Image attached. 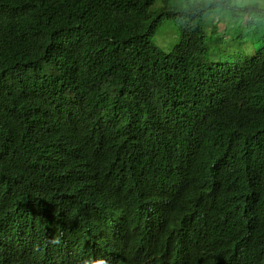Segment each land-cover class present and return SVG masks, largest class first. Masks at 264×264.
<instances>
[{
	"label": "trees",
	"instance_id": "1",
	"mask_svg": "<svg viewBox=\"0 0 264 264\" xmlns=\"http://www.w3.org/2000/svg\"><path fill=\"white\" fill-rule=\"evenodd\" d=\"M155 1L0 0V264L218 263L230 217L226 256L254 232L264 264V31L244 61H210L229 24L205 18L222 5L250 32L255 8ZM148 179L167 185L152 207Z\"/></svg>",
	"mask_w": 264,
	"mask_h": 264
},
{
	"label": "rangeland",
	"instance_id": "2",
	"mask_svg": "<svg viewBox=\"0 0 264 264\" xmlns=\"http://www.w3.org/2000/svg\"><path fill=\"white\" fill-rule=\"evenodd\" d=\"M206 0H167L166 3L173 9H189L193 4ZM164 0H156L153 8L162 6ZM254 4L255 11L249 14V19H255L258 24L257 29H251L250 32L244 27L243 23L248 17H244L239 29H235L234 23L229 22L223 17L225 8L219 5L206 12L205 18L206 32L210 34L213 30L212 25L218 21H225L229 24L227 32L214 31L208 37L207 59L210 61H244L247 57L254 55L256 49L261 46L259 34L264 31V3L261 0H230V8H239L245 6L250 8ZM241 15L237 14L236 21H240ZM249 32V33H248ZM179 39V24L171 18H165L153 37L154 43L163 51L169 52Z\"/></svg>",
	"mask_w": 264,
	"mask_h": 264
},
{
	"label": "clouds",
	"instance_id": "3",
	"mask_svg": "<svg viewBox=\"0 0 264 264\" xmlns=\"http://www.w3.org/2000/svg\"><path fill=\"white\" fill-rule=\"evenodd\" d=\"M261 2L264 3V0H261ZM251 5L253 8H255L254 4ZM262 33L259 34L260 37ZM138 184L141 195L148 204V207H152L155 204L159 194L164 192V188L167 187V185H164L155 179L139 181ZM237 226H238V220L234 217H230L227 221L226 228L220 234V238L225 239L227 237L228 239L226 240L225 243L222 242L220 254L214 259L218 261V263H211V264H227L229 262H234L235 264H242L243 262H247L248 264L253 263V249L256 244L254 232L246 231L248 233V237L241 238L239 243L233 248L232 251L233 256H229V257L226 256L225 253L226 249L231 248V245L233 244L234 240L237 237ZM50 243L58 245L60 243V240L58 237H54L50 241ZM150 254L138 256L137 259L141 264H144L149 259ZM221 257H227V260H225L223 263H220ZM97 263L109 264V260L107 259L104 262L101 260H97Z\"/></svg>",
	"mask_w": 264,
	"mask_h": 264
}]
</instances>
